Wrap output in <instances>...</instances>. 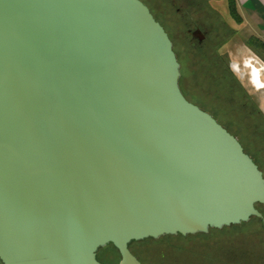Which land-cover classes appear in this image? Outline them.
I'll return each mask as SVG.
<instances>
[{"label":"water","instance_id":"obj_1","mask_svg":"<svg viewBox=\"0 0 264 264\" xmlns=\"http://www.w3.org/2000/svg\"><path fill=\"white\" fill-rule=\"evenodd\" d=\"M140 0H0V262L141 264L132 242L262 214L264 177L189 102Z\"/></svg>","mask_w":264,"mask_h":264},{"label":"rangeland","instance_id":"obj_2","mask_svg":"<svg viewBox=\"0 0 264 264\" xmlns=\"http://www.w3.org/2000/svg\"><path fill=\"white\" fill-rule=\"evenodd\" d=\"M180 1L182 2L177 1V3L183 6V0ZM204 3L206 5L204 4L205 7H201V9H203L201 11L198 10V7L194 3L186 6L188 10L185 8L184 10H186V12L184 14L187 16V20L184 19L185 17L182 18L180 16H176L177 18L173 17V21L170 15H163L156 10V7V9L154 8L156 11L155 16L158 21L163 23L169 32H171L177 49H180L181 46H184L189 42L188 37L183 38L185 31V28L183 27L185 26L184 23H203L207 29H209V26H212L213 31L210 34L213 38L215 37V34H213L215 29L216 33H224L227 32L228 29L233 30V34L235 33V35L228 38L229 41L222 47V49H220L219 53L226 57L230 65L229 69L234 75L233 77L239 83L241 90L237 92L238 99H241L242 102L243 99L244 102H248L246 112L248 113L249 118L247 121H249L251 117L254 120L252 122H254L257 126V128H251V130L252 132L259 134L263 143L259 141V144L253 143L251 139L254 138L252 136L251 138L249 137L248 130L239 131L238 127L234 128L229 125V122L224 117L220 119V122L226 124L227 128H229L235 136L240 137L244 148L260 165L264 174V138L261 135L262 131H264V121L256 114V111H258L264 119V52L262 50L260 52H256L245 44L246 40L249 38H262L243 18L244 15L237 5L234 8L236 12V19L235 22H233L231 21V18H229L226 11V5L223 4V0L220 1V3L218 2L219 6L217 7L215 6L218 5V3L212 0H208ZM213 13H215L218 18L214 17ZM262 40L264 41V39ZM202 50L206 58H209V54L213 56L208 46ZM188 98L191 100L190 97ZM194 102L201 104L203 108L208 110L213 106V102H211V100L206 101L205 99L203 102L201 100H195ZM252 110L255 112L257 117L254 116ZM220 231L221 232L219 233L208 232L207 234H204V237L194 235L193 238L185 241L176 240L169 242L172 247L167 246V243L165 244L164 242H161L159 244L160 247L158 253L151 251L148 254L144 251L145 249L140 246H135L132 250L136 256L143 260L144 264H206L203 263L204 259L201 260L199 255H201L204 250L207 252L210 248H218L215 244L227 247L229 246L231 249L228 250L238 252L240 251L239 245H242L243 243H246V245L247 243H254L256 247L264 250V235L261 230V223L257 220L248 221L247 223L235 226V228L229 227L226 230L221 229ZM236 245L237 248H235ZM154 248H156V246ZM170 255H179L180 257L169 260ZM97 257L104 264H115L118 260V257L113 250L109 251L107 249L99 250L97 252ZM228 263L229 260L226 258L223 259L222 257V261L220 260V264Z\"/></svg>","mask_w":264,"mask_h":264},{"label":"trees","instance_id":"obj_3","mask_svg":"<svg viewBox=\"0 0 264 264\" xmlns=\"http://www.w3.org/2000/svg\"><path fill=\"white\" fill-rule=\"evenodd\" d=\"M143 4L146 5L154 17V19L164 28L165 32L167 33L169 39L171 40L173 44V51L176 54L177 60L180 64V80H179V86L182 94L184 97L191 103L197 105L205 112L209 113L223 128H225L231 135H233L241 146L243 147L244 152L253 160V162L258 166L259 170L262 172V168L260 165L254 160V158L248 154L246 149L244 148L242 144V140L240 137L235 136L233 132L229 128H227L226 124H223L220 122V119L224 117L229 122L228 124L233 126L234 128L239 129V131H249V137L251 136L254 139H251L253 143L259 144V142L263 141L260 139L258 133L252 132L251 128H257L256 124L252 121H254L251 117L248 120L249 116L246 112L248 102H243L241 99H238L237 92L240 89L239 83L236 81V79L233 77L234 75L229 69V62L227 61L226 57L221 55L219 53L220 49H222L223 45L227 42L228 37H231L233 35V30L228 29L229 36L223 35V32H219V35L221 37V40L217 39L216 37V31L213 33L215 34V37L210 34L208 37V43L202 47H195L192 48L190 43L188 42L184 46H181L180 49L176 48L175 40L169 32V30L164 26L163 23H160L158 19L155 16V9L157 8V2H154L153 0H142ZM163 5L167 9H171L169 0H162ZM223 4H227L228 14L230 18H232L234 21L236 19V12H235V6L237 5L236 0H223ZM156 7V8H155ZM155 8V9H154ZM158 12L161 13L159 9ZM177 18V17H176ZM172 20L174 21V18L172 17ZM174 24V23H173ZM185 24V23H184ZM175 26V24H174ZM177 26V24H176ZM185 29L186 26H183ZM226 35V32L224 33ZM185 36V34H183ZM212 36V37H211ZM247 46H249L251 49L255 50L256 52H260L261 50L264 52V41L262 39L258 38H249L246 40ZM209 50H211V56L209 54V58H206V56L203 54V48L207 47ZM188 49V50H187ZM191 100H189V98ZM213 97V98H212ZM208 101L211 100L213 102V106L210 107V109H205L201 104L195 103L194 101L203 100ZM200 103V102H199ZM253 111V110H252ZM254 116L256 114L258 117L264 121L262 115L256 111H253ZM230 116V117H229ZM257 117V116H256ZM255 119V118H254ZM252 122V123H251ZM248 135V134H247ZM262 137L264 138V131H262ZM248 137V138H249ZM263 174V172H262ZM264 177V174H263ZM256 209L262 214L264 219V206L262 205H256ZM257 220L259 223H261L260 220L256 218H252L249 221ZM229 228V227H228ZM228 228H223L224 230ZM230 228H235V226H231ZM261 230L264 235V229L261 224ZM210 233H219L220 230H210ZM198 237H204V234H198L196 235ZM190 238H193V236H187L182 237L180 235L177 236H165L158 240H152L147 239L140 242H132L128 246L130 252L139 260L141 264H144L143 260L136 256V254L133 253L132 248L135 246H140L144 248L145 252L148 254L152 251L154 253H158L160 243L164 242L167 246L172 247L169 242L181 240L185 241ZM158 245V246H157ZM218 248H210L209 251L206 252L204 250V254L202 253L199 255L200 259L203 260V263L206 264H220V260L222 261V257L228 256L226 259L229 260L230 264H264V250L256 247L254 243H243L242 245H239L240 248L238 252L228 250L231 249V247L222 246L215 244ZM156 246V248H154ZM237 248V245L235 246ZM104 249L107 250H113V252L117 255L118 260L115 264L119 261V255L116 249L112 245H109L105 247ZM205 249V248H204ZM161 251V250H160ZM143 252V251H142ZM179 255H170L169 260H173V258H178ZM97 260L101 263H103L99 258L97 257ZM228 263V264H229ZM1 264V262H0ZM104 264V263H103ZM176 264V263H175ZM178 264V263H177Z\"/></svg>","mask_w":264,"mask_h":264},{"label":"flooded vegetation","instance_id":"obj_4","mask_svg":"<svg viewBox=\"0 0 264 264\" xmlns=\"http://www.w3.org/2000/svg\"><path fill=\"white\" fill-rule=\"evenodd\" d=\"M140 1L143 3L142 0H140ZM146 1H148V0H146ZM153 1L157 2V9H159L163 15H170L171 17H176V16H180L182 18L185 17L184 19L187 20V16L184 14L186 12V10H188L186 8V6L194 3L198 7V10L201 11V10H203V9H201V7L204 6V4H205L204 2H206L208 0H183V2H184L183 6L184 7L177 3V1L182 2L180 0H169L171 9H167L165 7V5L162 4L163 3L162 0H153ZM212 1H214L216 3H218V2L220 3V1H222V0H212ZM219 3L215 7L219 6ZM224 5H226V11H227V13H229L228 9H227V4H224ZM185 8H186V10H184ZM213 16L218 18V16H216L215 13H213ZM229 18H230V16H229ZM231 21L235 22L232 18H231ZM185 26L187 27V29H185V31H184L185 36L183 35V38H185V37L189 38V43H190L192 48L202 47L203 45L205 46L208 43V37H209L210 33H212V31H213L212 26H209L208 27L209 29H207V28H205L206 26L203 23H199V22L185 23ZM215 31H216V29H215ZM224 33H223L224 37L229 35L228 31L226 32V35ZM234 35H235V33L232 36H234ZM216 37H217V39L221 40L219 32L216 34ZM228 41H229V39L227 40V42ZM229 67H230V65H229ZM227 257L224 256V258H227Z\"/></svg>","mask_w":264,"mask_h":264},{"label":"crops","instance_id":"obj_5","mask_svg":"<svg viewBox=\"0 0 264 264\" xmlns=\"http://www.w3.org/2000/svg\"><path fill=\"white\" fill-rule=\"evenodd\" d=\"M236 3L244 15L242 17L264 39V0H236Z\"/></svg>","mask_w":264,"mask_h":264}]
</instances>
